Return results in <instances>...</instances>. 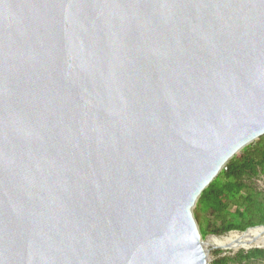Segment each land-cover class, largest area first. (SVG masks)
<instances>
[{"label": "water", "instance_id": "obj_1", "mask_svg": "<svg viewBox=\"0 0 264 264\" xmlns=\"http://www.w3.org/2000/svg\"><path fill=\"white\" fill-rule=\"evenodd\" d=\"M263 136L264 0H0V264H209Z\"/></svg>", "mask_w": 264, "mask_h": 264}, {"label": "trees", "instance_id": "obj_2", "mask_svg": "<svg viewBox=\"0 0 264 264\" xmlns=\"http://www.w3.org/2000/svg\"><path fill=\"white\" fill-rule=\"evenodd\" d=\"M259 174L264 176V136L254 146L244 148L241 154L232 158L227 169L201 193L194 218L208 214L215 219L214 225H210L205 219H199L202 238L264 226V196L244 183ZM222 253L220 250L212 252L214 257H219ZM256 259L264 260V250H250L246 253L239 251L232 259L224 257L211 264H242Z\"/></svg>", "mask_w": 264, "mask_h": 264}, {"label": "bare ground", "instance_id": "obj_3", "mask_svg": "<svg viewBox=\"0 0 264 264\" xmlns=\"http://www.w3.org/2000/svg\"><path fill=\"white\" fill-rule=\"evenodd\" d=\"M207 246H217L236 253L239 250L247 251L253 247H264V232L261 229L248 231L244 235L230 233L222 237H210L206 240Z\"/></svg>", "mask_w": 264, "mask_h": 264}, {"label": "rangeland", "instance_id": "obj_4", "mask_svg": "<svg viewBox=\"0 0 264 264\" xmlns=\"http://www.w3.org/2000/svg\"><path fill=\"white\" fill-rule=\"evenodd\" d=\"M255 144H256V142H255ZM244 183L246 185H248L255 192H258L262 196H264V176L263 175L259 174V175H257L255 178H253L251 180H245ZM199 219L207 220L210 225H214V223H215V219L212 216L208 215V214H206L204 216L198 215V225H199ZM226 235L227 234H224V235H221V236H226ZM209 247H210V250H209L210 263L209 264H211L213 261H216L217 259L224 258V257H228V258L232 259L237 252H239V251L244 252L243 250H239L236 253H233L231 251H223V253L219 257H214L213 254H212V252L214 250L211 249V248H218V247L217 246H209ZM228 264H236V263L230 262ZM242 264H264V260L256 259V260H251L249 262H244Z\"/></svg>", "mask_w": 264, "mask_h": 264}]
</instances>
